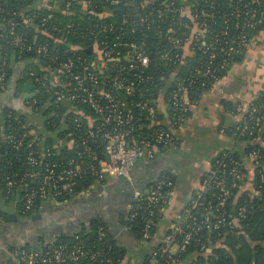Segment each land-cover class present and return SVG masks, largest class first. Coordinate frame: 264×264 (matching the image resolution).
I'll use <instances>...</instances> for the list:
<instances>
[{
	"label": "built area",
	"instance_id": "built-area-1",
	"mask_svg": "<svg viewBox=\"0 0 264 264\" xmlns=\"http://www.w3.org/2000/svg\"><path fill=\"white\" fill-rule=\"evenodd\" d=\"M7 3H0V21L12 35L17 59L20 61L23 52L41 58L47 73L38 77L29 72L34 96L16 100L17 106H6L0 112V210L1 205H14V214L27 219L47 204L59 206L70 198L89 196L107 181L121 179L132 187L131 203L135 204L126 208L131 212L128 221L136 218L138 211L149 216L157 209L159 213L158 207L167 203L174 182L162 173L140 190L134 188L132 170L137 162L154 161L171 149L173 129L188 121L189 94L197 81L208 91L216 88L236 58L257 43L264 31V0H128L133 19L96 24L90 35L94 43L88 47L92 48L89 56L68 44V37L75 36L73 24L52 27L59 35L52 44L29 43L26 35L17 31L15 13H6ZM99 3L102 11L93 14V0H47L50 9L61 15L79 11L100 20L111 17L110 7L122 0ZM147 33H152L150 39ZM4 49L0 46V51ZM196 55L197 64L188 65L186 58ZM154 58L170 74L169 87L167 82L164 88L157 83L167 80L165 75L157 79L150 72ZM7 59L5 54L0 60V94L7 91ZM157 88L160 91L155 96ZM161 102L168 114L166 126L158 124ZM253 102L229 110L241 116L230 125L234 141L254 135L255 128L264 124ZM61 133H65L62 139ZM221 133L227 136V129ZM247 156L258 170L259 152ZM241 161L227 151L213 160L200 190L188 202L186 223L164 236L146 264L175 262L191 242H201L203 233H219L228 224L238 225L245 207H240L237 218L229 223L227 205L237 197L244 178ZM259 175L263 182L261 171ZM190 211L199 217L189 219ZM3 221L0 216V224ZM153 226L146 220L142 241L151 239ZM87 233L78 229L68 241L18 246L13 257L19 264H126L114 259L101 228L96 243ZM200 244L203 251L205 245ZM173 247L178 248L177 255Z\"/></svg>",
	"mask_w": 264,
	"mask_h": 264
},
{
	"label": "crops",
	"instance_id": "crops-1",
	"mask_svg": "<svg viewBox=\"0 0 264 264\" xmlns=\"http://www.w3.org/2000/svg\"><path fill=\"white\" fill-rule=\"evenodd\" d=\"M31 9H48L57 13L50 9L47 0H33V5L21 11L20 16L24 17ZM29 21L30 18L25 19L26 23ZM0 31L6 32L1 21ZM23 73L21 61L14 53H9L7 91L0 94V112L4 108L3 102H8L6 106H17L15 101H21L22 95L33 94L34 88L27 93L22 89L26 82L32 83L31 79L22 80ZM263 93L264 31L255 45L238 56L216 88L192 102L187 123L172 131L174 144L168 153L154 161L135 164L132 170L134 188L146 189L151 180L164 172L174 182L150 241H137L121 226V219L131 199L132 187L121 179H113L107 181L100 191L96 190L89 196H76L59 206L47 204L33 218L21 219L14 214V205H1L0 211L6 219L0 224V264H19L13 257V251L18 246L38 247L43 242L68 238L75 230L88 229L94 221L101 223L116 245L125 251L123 261L126 264H146L164 236L174 227H183L186 223L187 205L191 196L200 190L213 160L222 152L233 151L243 162L244 178L239 194L253 191L255 167L245 149L255 144L264 148V142L260 138L249 143L234 141L223 135L221 130L236 123L241 117L231 114L229 110L232 107L244 106ZM168 123V114L161 102L158 104V124L166 126ZM12 215L17 222H8L7 218ZM19 222L28 226L21 227ZM172 249L177 255L178 248ZM210 251L211 246L206 252ZM194 258L189 255L170 264H194Z\"/></svg>",
	"mask_w": 264,
	"mask_h": 264
},
{
	"label": "trees",
	"instance_id": "trees-1",
	"mask_svg": "<svg viewBox=\"0 0 264 264\" xmlns=\"http://www.w3.org/2000/svg\"><path fill=\"white\" fill-rule=\"evenodd\" d=\"M2 0H0L1 3ZM99 0H93L94 6L91 7L93 14H97L102 11L101 4H98ZM33 5V0H8L7 5L5 6L6 13H15L13 20L19 24L17 31L19 33H23L26 35L29 43L39 44L41 42L47 41L52 44V42L58 38L57 32L52 30L51 28H58L60 25L65 26L68 24H73L75 29V36L68 37V44L78 46V53L89 56V53L86 52L87 48L94 43V38L90 37L94 26L100 23H117L121 21L123 17H130L133 19V14L131 13V9L128 5V0H122V3L115 7H110L112 12V16L106 19L100 20L93 14H83L82 12L76 11L75 14L64 16L59 13H54L49 11L48 9H39V10H30L28 11L24 17L20 16V12L31 7ZM77 10V9H75ZM5 13V14H6ZM5 15H2V17ZM31 19V23H26L25 19ZM1 19V17H0ZM43 21L44 24H43ZM2 39L0 40V46L5 48L1 50V56L9 53H17L18 50L12 44V35L8 32H1ZM149 39L152 33H147ZM63 47H61L62 50ZM199 56L188 57L186 58V63L188 65L197 64ZM237 59V58H236ZM21 63L24 66V73L22 76V80L30 79L28 77L29 72H35L38 77H43L47 71L44 69L43 60L41 58H36V56L23 52L20 59ZM40 64V66H39ZM42 64V66H41ZM171 68L169 71L171 72ZM182 73L184 69H180ZM7 71V70H6ZM150 72H153L157 79L162 75H165L164 82L157 81L158 85L164 88L166 82L168 83V87L170 86L171 81H169L170 74L166 72L163 65L158 61V58H154L150 63ZM186 75V72H184ZM190 72L187 71V75ZM225 75V74H224ZM209 88L202 84L201 80L197 81L195 87L190 90L189 94V104L198 99V97L204 93H206ZM160 88H157L155 92V96L158 95ZM164 91V90H163ZM168 88L165 89L164 92H167ZM170 91V90H169ZM254 105L259 107V114L264 121V93L256 99ZM189 116V114H188ZM249 127L252 126V123L248 119ZM237 126V125H236ZM238 126L243 127V124L240 123ZM227 136L230 137L233 128L232 126L226 127ZM65 136V133H61V139ZM260 138L261 141L264 142V124L255 128V133L252 136H244L239 138V141L242 143H249L254 141L255 139ZM251 151H258L261 156V165L258 170H255V173L252 178L253 183V191L252 192H244L242 194H237L235 199L229 201L227 205V210L229 211L228 221H232V219L237 218V210L240 207H245L246 213L243 218L238 217V225L234 226L233 224L226 225L221 229L219 233L212 232L210 234L203 233L202 240L200 243L205 245V249L203 251L200 250L201 244L193 241L187 247L186 251L179 255V260L183 259L189 255L194 256V264H264V181L261 182L260 179V171L264 175V148L261 145H248L245 149L246 155ZM235 158L241 160L240 156L233 152ZM242 162V161H241ZM163 174L166 177H169L173 181V178L166 172ZM256 193V195H255ZM128 205H135L130 202ZM166 204L159 205V210L165 207ZM131 214L125 213V215L121 219V226L128 227L129 233L132 237H134L137 241H142V230L144 228L146 220H150L154 223L153 228L150 231L151 238L154 234V229L156 224L160 221L161 215L158 213V209L156 214L153 216H149L148 213H141L138 211V216L134 218L132 221H128L127 217ZM3 220L6 219L5 215H1ZM199 217V215H194L193 211L189 212V219L192 217ZM188 219V220H189ZM101 228L107 235L108 242L107 244L112 247L113 257L115 260H122L124 258V250L116 245V243L111 239V236L108 234L104 226L98 221L92 222L88 229H82L87 233L86 237L90 240H94L96 243V232L97 229ZM219 234V235H218ZM69 238H60L57 242L68 241ZM151 240V239H150ZM148 240V241H150ZM98 244V243H97ZM218 244V246H217ZM96 245V244H95ZM24 247H29L27 245H23ZM211 246V251L206 252L207 249ZM220 246V247H219ZM222 246V247H221ZM88 264V263H83ZM117 264V263H114Z\"/></svg>",
	"mask_w": 264,
	"mask_h": 264
},
{
	"label": "water",
	"instance_id": "water-1",
	"mask_svg": "<svg viewBox=\"0 0 264 264\" xmlns=\"http://www.w3.org/2000/svg\"><path fill=\"white\" fill-rule=\"evenodd\" d=\"M86 52H87V53H91V52H92V48H91V47L88 48V49L86 50ZM22 89H23V91H24L25 93H27V92H29V90L33 89V84H32V83H29V82H26V83L23 85ZM33 96H34V94H32V95H22V96H21V99H22V100H25V99H29V98H31V97H33ZM4 108H5V107H4ZM32 218H33V217H32ZM7 220H8V222H10V221H15V222H17V219H16V217H15L14 215L8 217Z\"/></svg>",
	"mask_w": 264,
	"mask_h": 264
},
{
	"label": "flooded vegetation",
	"instance_id": "flooded-vegetation-1",
	"mask_svg": "<svg viewBox=\"0 0 264 264\" xmlns=\"http://www.w3.org/2000/svg\"><path fill=\"white\" fill-rule=\"evenodd\" d=\"M7 103H8V102H7ZM7 103H4V102H3V103H2V104H3V107H6ZM3 222H4V221H3ZM19 224H20L21 227H24V228H25L26 226H28V225H26L25 223H20V222H19Z\"/></svg>",
	"mask_w": 264,
	"mask_h": 264
},
{
	"label": "rangeland",
	"instance_id": "rangeland-1",
	"mask_svg": "<svg viewBox=\"0 0 264 264\" xmlns=\"http://www.w3.org/2000/svg\"><path fill=\"white\" fill-rule=\"evenodd\" d=\"M175 248V247H174ZM173 250V249H172Z\"/></svg>",
	"mask_w": 264,
	"mask_h": 264
}]
</instances>
